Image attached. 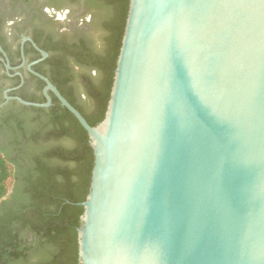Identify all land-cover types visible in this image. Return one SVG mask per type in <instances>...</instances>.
I'll return each mask as SVG.
<instances>
[{"label":"water","instance_id":"obj_1","mask_svg":"<svg viewBox=\"0 0 264 264\" xmlns=\"http://www.w3.org/2000/svg\"><path fill=\"white\" fill-rule=\"evenodd\" d=\"M30 65L45 101L5 98L52 93L93 150L77 264H264V0H129L95 125Z\"/></svg>","mask_w":264,"mask_h":264},{"label":"trees","instance_id":"obj_2","mask_svg":"<svg viewBox=\"0 0 264 264\" xmlns=\"http://www.w3.org/2000/svg\"><path fill=\"white\" fill-rule=\"evenodd\" d=\"M45 1L58 9H78L81 2ZM128 3L86 0L95 32L58 33L59 41L42 44L50 52L43 74L91 125L104 117ZM51 95L49 107L21 104L23 111L0 126L6 141L0 144V264L78 263L76 227L83 207L77 202L89 190L93 150L86 130ZM22 97L45 100L42 94Z\"/></svg>","mask_w":264,"mask_h":264},{"label":"flooded vegetation","instance_id":"obj_3","mask_svg":"<svg viewBox=\"0 0 264 264\" xmlns=\"http://www.w3.org/2000/svg\"><path fill=\"white\" fill-rule=\"evenodd\" d=\"M91 18L92 13H86L83 2L79 4L78 9H74L73 6L58 9L47 4L45 0H0L1 127H4L2 124L4 118L19 110L23 111L19 101L13 98L6 99L5 94L21 98L22 95H43L44 85L39 86L41 78L27 68L31 63V68L40 74L46 70L44 62L50 52L42 48V44L59 41L58 33L71 34L76 31L94 33L95 28L91 29L90 25ZM35 45L45 50L47 56L38 60L41 52ZM74 69L79 71L80 68L75 66ZM1 130L2 128L0 144L6 142ZM32 237L29 235L27 239L31 240Z\"/></svg>","mask_w":264,"mask_h":264},{"label":"rangeland","instance_id":"obj_4","mask_svg":"<svg viewBox=\"0 0 264 264\" xmlns=\"http://www.w3.org/2000/svg\"><path fill=\"white\" fill-rule=\"evenodd\" d=\"M81 2H83L84 3V5H85V2H86V0H81ZM80 2V3H81ZM38 120H40V119H38ZM10 192V189H8V192L7 193H9ZM4 197V196H3Z\"/></svg>","mask_w":264,"mask_h":264}]
</instances>
